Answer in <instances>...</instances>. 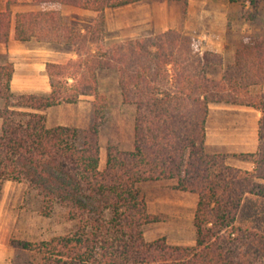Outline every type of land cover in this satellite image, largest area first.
<instances>
[{
	"label": "trees",
	"instance_id": "obj_1",
	"mask_svg": "<svg viewBox=\"0 0 264 264\" xmlns=\"http://www.w3.org/2000/svg\"><path fill=\"white\" fill-rule=\"evenodd\" d=\"M34 1L96 16L83 29L64 23L59 10L14 13L18 0H2L0 43L12 32L15 40L67 45L75 54L46 63V94L12 92L14 65L0 63V194L5 181L25 183L43 215L59 207L71 224L44 240H12L11 264H264V36L249 35L230 61L177 29L108 44L105 9L142 0ZM211 1L240 9L229 19L252 21L264 11V0ZM103 69L115 71L121 100L134 105L135 116L133 148L107 145L100 167L108 108L98 79ZM82 97L92 105L86 128L47 125L46 109ZM212 103L261 112L256 152L234 154L251 170L205 151ZM161 180L197 196L192 245L144 237L143 226L161 219L148 211L139 184Z\"/></svg>",
	"mask_w": 264,
	"mask_h": 264
},
{
	"label": "crops",
	"instance_id": "obj_2",
	"mask_svg": "<svg viewBox=\"0 0 264 264\" xmlns=\"http://www.w3.org/2000/svg\"><path fill=\"white\" fill-rule=\"evenodd\" d=\"M2 7L0 0V10ZM228 9L229 5L210 0H142L107 8L104 11L105 39H134L167 29H177L195 38L202 50L220 53L225 61H230L234 50L245 42L253 29L246 23H234L229 19L231 13ZM11 10L14 13L59 10L64 23L83 29L89 27L96 16L95 12L87 9L56 2L36 3L34 0H18L11 6ZM261 30L264 34L263 22ZM0 53L6 55L7 61L14 65L10 83L14 93L50 92L46 63L65 62L75 57L70 46L35 40L18 41L12 32L6 44L0 43ZM212 72L218 74L220 68H214ZM261 90L264 92V84ZM44 113L49 127H86L91 119V101L90 98L82 97L76 103L52 106ZM260 116L259 110L249 106L210 104L205 123V151L226 154L227 164L251 170L252 163L237 159L234 154L256 152Z\"/></svg>",
	"mask_w": 264,
	"mask_h": 264
},
{
	"label": "rangeland",
	"instance_id": "obj_3",
	"mask_svg": "<svg viewBox=\"0 0 264 264\" xmlns=\"http://www.w3.org/2000/svg\"><path fill=\"white\" fill-rule=\"evenodd\" d=\"M228 10L229 13H233L240 9L235 5H229ZM231 20L237 24L242 22L250 25L253 29L252 36H264L261 30V24L264 23V11L260 10L252 21H244L236 17ZM105 40L108 44L119 41ZM6 57L0 53V63H3L5 59L7 61ZM214 72L212 74L215 75ZM98 79L100 91L108 99V108L99 132L100 167H103L107 145H117L124 150L133 148L135 107L122 102L117 74L114 70H99ZM174 183L173 180H161L139 184L148 211L161 219L144 225L143 234L146 240L164 236L170 243L191 245L195 239L193 215L197 196L173 189ZM65 213L64 209L55 207L51 215H43L38 199L29 191L27 184L5 181L0 194V264H11L13 260L16 249L10 244L12 240L39 241L66 232L71 224L66 220Z\"/></svg>",
	"mask_w": 264,
	"mask_h": 264
}]
</instances>
